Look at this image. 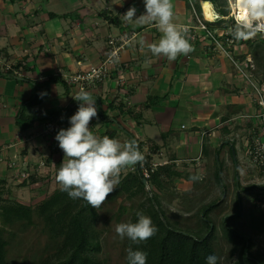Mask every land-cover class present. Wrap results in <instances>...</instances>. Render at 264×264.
Masks as SVG:
<instances>
[{"label": "crops", "instance_id": "0c3cea01", "mask_svg": "<svg viewBox=\"0 0 264 264\" xmlns=\"http://www.w3.org/2000/svg\"><path fill=\"white\" fill-rule=\"evenodd\" d=\"M173 4L176 23L197 26L190 24L184 1L173 0ZM133 5L137 16L144 12L143 0H0V156L22 134L15 116L20 105L33 96L34 84L55 76L64 82L51 86L48 98L36 106L38 111L26 107L27 115L63 114L67 107L78 106L79 101L73 99L78 84L69 85L64 77L97 67L106 55L107 37L121 32L134 37L122 49L115 71L90 88L98 107L91 131L99 136L115 132L121 142L127 141L125 133H129L138 141L155 144L163 133L171 131L167 162L173 158L178 164L181 158L190 157L194 167L205 160L201 157L204 133L210 134L211 147L219 145L216 124L221 118L220 107L236 103L238 98L231 94L232 88L220 91L217 72L222 67H212L210 47L202 40L204 33L195 28L188 32L194 48L188 56L180 55L174 61L154 56L148 44L158 42L162 33L155 23L125 22L122 15ZM5 66L11 70L6 71ZM122 93L128 104L120 112ZM146 103L147 109H139ZM191 128L199 131L193 133Z\"/></svg>", "mask_w": 264, "mask_h": 264}, {"label": "trees", "instance_id": "16d2710c", "mask_svg": "<svg viewBox=\"0 0 264 264\" xmlns=\"http://www.w3.org/2000/svg\"><path fill=\"white\" fill-rule=\"evenodd\" d=\"M7 1L15 2L21 0ZM182 1L188 7V0ZM192 1L195 6H198L200 2L208 4L212 21L207 22V26H215V28L225 31L233 25L226 0ZM198 10L199 12L201 11L200 7ZM226 38L234 39L230 33ZM254 39L243 41L242 43L248 46L250 50V45L255 41ZM239 44L242 45L241 41ZM58 82L62 83L63 81L58 76H55L34 84L33 96L20 105L15 116V125L19 133H27L35 122L40 123L47 120H56L60 128L66 129L70 126L69 117L78 106H69L64 109L63 114L53 113L48 116H41L40 114L29 116L25 112L26 107H36L48 98L51 86ZM41 93H45V95L41 96ZM120 101L121 104L118 109L122 112L125 109L123 105H126V103L122 99ZM142 108L147 109L148 104L140 106L139 109ZM137 114H139V111H137ZM189 131L194 133L199 130L191 128ZM170 132L168 131L161 135L164 140L162 147H169V143L172 140L169 137ZM221 132L226 135L225 130ZM105 135L110 138H116L115 132L106 131ZM125 135L127 141L135 139L140 150L144 153L145 159L143 163L147 177L142 175L141 163L132 167L129 172L121 173L117 189L109 195L107 200L110 202L116 199L128 201L130 203L128 208L126 209L124 206L119 205L116 213L113 212L108 221L102 223L98 212L101 207L93 209L83 199H71L67 193L60 190V187L53 190L49 196L32 205H24L17 200L3 199V190L0 188V264H9L6 259V250L7 247L12 245L15 235L32 227L38 228L40 235L46 240L42 251L38 253L36 264H105L104 259H101L100 255L104 249L103 237L110 231L108 222H120L121 216L129 213L128 222L134 223L138 219L137 212H142L144 215L151 217L158 231L151 239L139 244H133L127 238L122 240L120 254L124 264H128L127 249L129 247L133 250L146 252L147 264H206L205 258L210 254H215L219 258L218 264H264V248L258 247V237H264V216L255 207H253L255 212L251 209L247 213V223L246 220L244 223V234L227 224L229 220L242 216V208L238 214L237 210L234 214H225L220 218L219 234L216 232V225L213 224L209 217V214L221 202L226 191L222 180L221 165L218 161L220 149L226 143L224 138L215 147H211L209 133H204L201 141V157L208 160L213 155L215 166L211 174L212 178L208 179L207 187L208 189L211 185L217 187L219 191L216 196L217 201L207 200L208 202L204 203L193 215L194 224L182 227L178 225L176 220L172 221L167 218L166 212L161 205L160 193L165 192V186L172 184L174 179L193 181L191 178L198 175L195 172L196 169H192L194 173L183 175L174 172L173 158H169V162L166 164L152 169V156L156 155V152L161 147L150 140L141 142L129 133H125ZM59 151L62 152V150ZM230 156L232 164H234L232 148ZM49 159H47V162L50 161ZM55 165L59 168L60 162ZM28 179L30 184L37 182L32 175H28ZM234 179H237V177ZM143 181L146 182L148 191L145 190ZM201 182L202 179L195 181L194 187ZM25 183L22 182L21 184L24 185ZM234 187L238 191L239 183L234 182ZM255 187L257 189L258 186L255 184ZM239 193L241 194L240 190L235 195L236 204H241V195ZM254 194L256 195V192Z\"/></svg>", "mask_w": 264, "mask_h": 264}, {"label": "rangeland", "instance_id": "374dc122", "mask_svg": "<svg viewBox=\"0 0 264 264\" xmlns=\"http://www.w3.org/2000/svg\"><path fill=\"white\" fill-rule=\"evenodd\" d=\"M188 2V9L192 18L189 22L191 25L196 23L198 26V22H202L200 13L203 7H208V4L200 2L198 6H195L192 0H188ZM226 2L228 3L230 12L229 0H226ZM199 7L202 9L200 12L198 10ZM205 26L209 28V32L214 36H220L212 45H210V42H206L205 34L203 35L204 38H202L207 43V46L210 47L208 55L212 58V67L216 69L222 67L217 72V74L219 73L218 86L221 87L220 91H229L228 88H232L231 94L238 98V102L234 99L236 103L220 107L219 115L221 116V123L218 121L216 125L219 127L217 131H219L221 137L220 142L224 138L226 143L220 149L218 161L221 165L222 180L226 191L221 202L209 214V217L213 224L216 225V232L219 234L220 218L225 214H234L237 210L238 214L242 208V216L229 220L227 224L244 234V223L245 220L247 223V213L251 209L254 211L252 201L255 196L254 192H256L255 184H257L253 172L249 169L247 160L242 155L241 139L252 128L250 124L251 119L249 118L256 115V110L254 109L255 103H253L252 99L254 90L247 87L246 83H251L249 81L250 78L254 80L255 85L258 87L264 84V36L259 35L256 37L255 41L251 43L249 50V47L242 43L243 41H241L242 45H240V41L226 38L229 35V29L222 31L215 28V26H207L206 23ZM225 60L228 63L221 64ZM9 74L12 77L11 73ZM93 84L88 83V88L85 90L90 91ZM38 109L40 108L33 107L32 110L36 112ZM48 122L49 120L40 122V124L35 122L29 130L28 135H24L26 133L21 134V136L16 137L10 142V145L8 144L10 147L6 151V158L0 161V188L3 190V199L17 200L24 205H32L49 196L53 190L59 187L55 179L58 170L55 164L57 162L61 164L63 159H66L64 158V153L59 151L61 149L55 140L56 131L61 128L58 123H55V130H49L48 133H42L43 135L37 136L40 130H46ZM238 122L243 123V126H238ZM221 129L226 131V135L222 134ZM163 142L164 140L161 137L156 145ZM218 142L219 140L215 139L214 144H218ZM170 143L169 147H165V150H163L162 145H158L161 148L156 152V155L152 156V163L163 165L168 161L167 154L171 153ZM231 148L234 152V164H232L230 156ZM0 158L2 157L0 156ZM48 158H50V161L47 162ZM181 159L178 164L174 163L173 171L183 175L192 173V169L199 168L200 170H196L195 172L198 174L197 176L203 177L202 182L194 187V181L174 179L172 184L165 186L164 190L166 193H160V201L167 218L172 221L176 220L178 225L183 227L193 225L195 220L193 215L195 212L204 203L208 202L207 200L211 199L210 201L216 202V196L219 191L215 185H211L209 189L207 187L208 179L212 178L211 174L215 166L213 155L208 160L205 159L200 166L195 165V167L190 157ZM130 168L123 169L121 173L125 174L129 172ZM21 174H24L25 177H20ZM28 175H32L37 182L30 184L29 179L27 180ZM235 177L237 179H234ZM22 182L26 183L22 185ZM234 182L239 183L237 190L241 191V194L239 193L241 195V204H236L235 195L238 191L234 187ZM145 190H149L147 185H145ZM121 201L120 199H116L113 202L108 200L104 202L101 209L98 210L102 223L107 222L113 212L116 213L119 205L124 206L126 209L128 208L130 203L128 201ZM129 216L130 214L126 213L121 216L120 222H108L110 231L103 237L104 249L100 255V258L104 259L105 264H124L120 254L122 240L117 236L115 228L121 222H128ZM45 243V238L40 235L36 227L18 232L13 238L12 245L7 247L6 259L9 261V264H36L38 253L42 251ZM258 247L264 248L263 236L258 237Z\"/></svg>", "mask_w": 264, "mask_h": 264}, {"label": "clouds", "instance_id": "9594fccd", "mask_svg": "<svg viewBox=\"0 0 264 264\" xmlns=\"http://www.w3.org/2000/svg\"><path fill=\"white\" fill-rule=\"evenodd\" d=\"M233 10V25L229 33L237 41H248L257 35L264 36V0H229ZM144 12L136 15L133 5L122 15L125 22L155 23L162 33L156 43L148 44L154 56L174 61L178 56H188L194 51L188 35L189 29L176 23L173 0H143ZM141 45L144 41H140ZM110 61L118 62L113 52ZM41 96L45 93H41ZM79 101L76 112L69 117V127L61 128L55 135L64 158L56 172V182L62 192L71 199H83L93 209L100 208L120 183L121 172L144 161V153L135 139L121 142L107 135L99 136L91 131L93 118L98 119L96 97L92 92L79 89L73 98ZM194 182L203 179L193 176ZM136 222L116 225L117 236L127 238L133 244L151 239L158 231L151 217L137 212ZM218 257L210 254L206 264H218ZM128 264H147V253L127 249Z\"/></svg>", "mask_w": 264, "mask_h": 264}, {"label": "built area", "instance_id": "2783aa9c", "mask_svg": "<svg viewBox=\"0 0 264 264\" xmlns=\"http://www.w3.org/2000/svg\"><path fill=\"white\" fill-rule=\"evenodd\" d=\"M205 23L207 22H204L202 20V22H198V26L194 28L196 30L203 31V33L205 34L206 41L210 42V45H212V43H215L216 39L220 38V36H214L212 33H210L208 28L205 26ZM187 28L189 29V31H192V29H194L192 27ZM133 37L134 34H130L128 36L126 33L123 32L119 33L117 36L107 37L106 42L108 48L102 62L97 67L90 68L82 74L64 77L66 83L69 85L78 84L77 90L79 91L81 87L87 89L88 83L98 82L113 73L115 71V65L117 62L110 61V55L115 52L120 59V53L122 49L129 43L130 40L133 39ZM5 70L10 71L11 67L5 66ZM14 74L17 75L16 73ZM249 81L251 83L246 84L247 87H250L254 90V95L252 99L253 103H255L254 109L256 110V115H254L253 117L249 116V119H251L250 124L252 128L241 139L242 155L247 160L249 169L253 172L256 178V186H258L256 189V195L254 196V199L252 201V205L257 211H259L264 216V84L258 87L257 85H255L256 83L253 79L249 78ZM118 84L123 86V81L121 78H118ZM120 96V99H122L126 104H128V100L125 95L122 93V95L120 94ZM55 123H57L56 120L49 121L46 130H40L37 136L43 135L42 133L46 134L49 130H55ZM57 132L58 131H56V133ZM9 147V145L6 146L4 150L7 151ZM5 155L1 156L2 158H0V161L6 158ZM159 166L162 165H156L154 163H151L152 169H155ZM140 167L143 169L142 175L144 177H147L143 162L140 164ZM131 170L132 167L130 168V171ZM20 177L24 178L25 175L21 174Z\"/></svg>", "mask_w": 264, "mask_h": 264}, {"label": "bare ground", "instance_id": "6f19581e", "mask_svg": "<svg viewBox=\"0 0 264 264\" xmlns=\"http://www.w3.org/2000/svg\"><path fill=\"white\" fill-rule=\"evenodd\" d=\"M229 6H230V12H231L230 15H231V17H233V10H232L231 4ZM200 17L204 22H211L212 21V17H211L210 10L208 7H203V10L200 13Z\"/></svg>", "mask_w": 264, "mask_h": 264}, {"label": "water", "instance_id": "95a60500", "mask_svg": "<svg viewBox=\"0 0 264 264\" xmlns=\"http://www.w3.org/2000/svg\"><path fill=\"white\" fill-rule=\"evenodd\" d=\"M204 4H205V3H204ZM142 183H143L144 185H146V182H145V181H143Z\"/></svg>", "mask_w": 264, "mask_h": 264}]
</instances>
